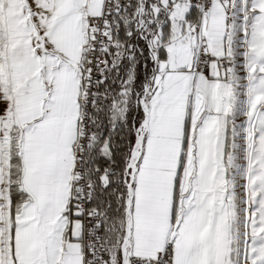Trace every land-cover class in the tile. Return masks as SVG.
<instances>
[{"label":"snow or ice","instance_id":"6c2138e0","mask_svg":"<svg viewBox=\"0 0 264 264\" xmlns=\"http://www.w3.org/2000/svg\"><path fill=\"white\" fill-rule=\"evenodd\" d=\"M0 264H264V0H0Z\"/></svg>","mask_w":264,"mask_h":264}]
</instances>
